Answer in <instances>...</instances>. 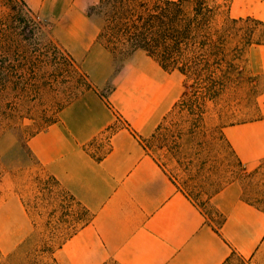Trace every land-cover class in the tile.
Returning a JSON list of instances; mask_svg holds the SVG:
<instances>
[{"label":"crops","instance_id":"0c3cea01","mask_svg":"<svg viewBox=\"0 0 264 264\" xmlns=\"http://www.w3.org/2000/svg\"><path fill=\"white\" fill-rule=\"evenodd\" d=\"M26 1L62 22L72 1L76 38L97 41L96 30L84 34L87 0ZM228 15L263 19L264 0H230ZM153 86L131 84L122 99L116 88L111 102L86 89L28 139L42 171L89 215L43 252L54 264H264V178L254 186L233 179L202 203L193 199L146 144L173 95ZM221 130L245 170L264 171V117ZM34 229L15 180L0 177V264H18L15 254Z\"/></svg>","mask_w":264,"mask_h":264},{"label":"rangeland","instance_id":"374dc122","mask_svg":"<svg viewBox=\"0 0 264 264\" xmlns=\"http://www.w3.org/2000/svg\"><path fill=\"white\" fill-rule=\"evenodd\" d=\"M94 2L83 4L90 19L84 27L85 36L95 30L98 33L102 24L99 17L87 14ZM211 4L216 7L212 26L219 28L228 15L230 0H212ZM73 7L77 5L71 1V17L62 22L56 12L32 10L26 0H0V60L7 55L1 49L7 34L11 37L8 55L15 68L13 79L28 89L18 97L9 88L1 97V102H10L17 109L12 118L0 117V177L15 180L35 226L15 254L18 264H54L44 249L55 247L89 218L83 207L42 171L27 144L33 134L56 120L67 102L87 89L83 86L86 82L108 102L116 88L117 99L124 98L123 91L131 84L152 82L157 91L172 89L171 105L146 144L200 203L230 180L254 186L264 178V171H247L241 166L221 134L227 125L264 117V18L232 17L238 19L233 24L232 45L236 48L223 86L210 98L205 80L190 78L184 87L180 72L163 70L142 50L114 58L98 41L78 40L72 26L77 18ZM33 26V39L25 40L27 27ZM245 33L251 39L246 46L242 42ZM220 73L217 69L216 75Z\"/></svg>","mask_w":264,"mask_h":264},{"label":"trees","instance_id":"16d2710c","mask_svg":"<svg viewBox=\"0 0 264 264\" xmlns=\"http://www.w3.org/2000/svg\"><path fill=\"white\" fill-rule=\"evenodd\" d=\"M211 1L95 0L87 8V14L101 19L96 40L114 58L142 50L163 70L180 72L184 76V87L190 78L205 80L206 94L213 98L223 86L231 65L230 55L236 48L232 45L235 36L233 24L238 19L226 15L221 27L212 26L216 7ZM27 29L29 33L24 38L32 40L35 28ZM4 39L1 49L7 55L0 60V117L12 118L16 105L1 102V97L7 95L9 88L18 97L28 89L25 85L19 87L20 81L13 79L15 68L8 55L11 37L5 34ZM242 40L245 46L248 45L250 34L242 35ZM217 69L221 71L219 75H216ZM83 86L93 88L90 82ZM50 178L57 183L52 176Z\"/></svg>","mask_w":264,"mask_h":264}]
</instances>
